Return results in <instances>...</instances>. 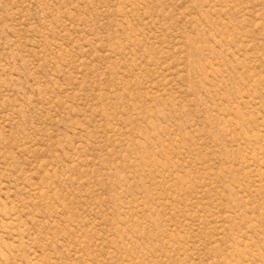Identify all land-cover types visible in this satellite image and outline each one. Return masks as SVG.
Wrapping results in <instances>:
<instances>
[{
    "label": "rangeland",
    "instance_id": "rangeland-1",
    "mask_svg": "<svg viewBox=\"0 0 264 264\" xmlns=\"http://www.w3.org/2000/svg\"><path fill=\"white\" fill-rule=\"evenodd\" d=\"M0 264H264V0H0Z\"/></svg>",
    "mask_w": 264,
    "mask_h": 264
}]
</instances>
